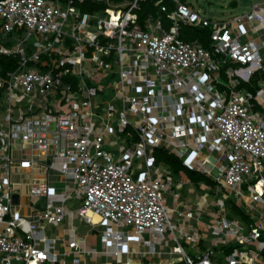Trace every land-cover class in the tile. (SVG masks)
Wrapping results in <instances>:
<instances>
[{
    "label": "built area",
    "instance_id": "obj_1",
    "mask_svg": "<svg viewBox=\"0 0 264 264\" xmlns=\"http://www.w3.org/2000/svg\"><path fill=\"white\" fill-rule=\"evenodd\" d=\"M83 1L0 0L2 30L27 29L0 45L19 59L0 74V264H124L164 252L163 264H264V83L255 92L243 85L262 82L264 0L228 20L187 0H170L172 9L155 0L163 16L142 20L144 0H90L91 12ZM184 25L210 27L208 44L184 39ZM114 56L118 78L105 98ZM156 149L208 175L219 196L169 205L172 167L156 162ZM231 199L242 209L233 219ZM203 216L214 218L212 246L192 255L181 239H207L192 224ZM76 217L104 225L101 249L78 233Z\"/></svg>",
    "mask_w": 264,
    "mask_h": 264
},
{
    "label": "rangeland",
    "instance_id": "obj_2",
    "mask_svg": "<svg viewBox=\"0 0 264 264\" xmlns=\"http://www.w3.org/2000/svg\"><path fill=\"white\" fill-rule=\"evenodd\" d=\"M62 1H66V0H62ZM196 10L200 11V13L204 16H207L213 20H218V19H224V20H228L230 17L235 16V15H239V14H244L250 11L251 9V4L250 5H241V0H187ZM253 2H256L258 0H252ZM67 4H64V6H66ZM84 10V9H83ZM87 12H91V10L87 9ZM140 12V11H139ZM159 15L163 16V12H158ZM142 20V19H141ZM93 25H96V19L93 18L92 20ZM2 24H3V20L0 18V45L1 44H5L7 46H12L14 44H16L18 42V35H26L27 34V29L26 28H22V29H18L15 28L13 31H4L2 30ZM35 35H32L29 37V40L27 41V51L28 54H30L32 52L33 49V42L35 41ZM247 37L243 36L242 40L246 41ZM92 48V47H91ZM262 54L264 55V51L262 52ZM58 56V55H56ZM115 56L112 58H108V62L112 63V68L113 69H108V73L107 76L104 78V84L107 85L109 88L112 87L113 85V81L116 80V78H118V73L116 72L117 70V64L115 62ZM31 65H34V62L30 63ZM225 68H223L222 71V77L221 79L224 80L225 78L228 79V76L224 70ZM115 70V71H114ZM103 71L98 72V76L101 77L103 75L102 73ZM115 72V74H113ZM2 74V73H0ZM101 79V78H100ZM258 76L255 75L251 81V83H247L244 82L243 85L245 87H247L250 91L255 92L256 89L261 86L264 83V72H263V76H262V82H258ZM98 87L101 89L103 87V85H101L99 82L97 83ZM218 85V84H217ZM222 87V86H220ZM102 90V89H101ZM104 90V89H103ZM112 91L113 88H111L107 93L104 94L105 98H111L112 97ZM1 107V106H0ZM120 136H118L119 134ZM114 138H117L118 140V145L120 143H122V140L124 138H126L127 131L125 132H118ZM117 144L111 146L108 142L105 143V147L108 149H111L113 151L117 150L118 147ZM155 160L157 163L161 162L164 160L165 163H168L166 161L165 156L162 154H160V152L156 151L155 153ZM169 165V164H168ZM143 168H146V166L144 165ZM200 175H198L195 178H193L190 174H188L186 171L181 170L179 172L175 171L172 169V175L174 177V185L173 188L165 193V196L167 197V203L171 206H176V204L174 203V193L177 192L176 195H181V198L184 197L185 198H189L190 200H195L197 198H201V194H208V199L210 201H212L213 199H216L217 196L216 192H214L215 190L210 186L211 184H213V180L208 177V175L202 174L199 172ZM182 183V185L180 186L179 184ZM63 183H57L56 185H62ZM193 188V191L191 192L189 189ZM246 189V186H245ZM247 191V189H246ZM224 191L220 192L221 195H223ZM233 199L228 200L227 204H228V211L225 212V215L230 218L233 219V213H235V211H231L232 206H233ZM75 202V206H79L80 202L78 200H74ZM211 208L217 212V217H221L223 214H220V208L217 205L212 204ZM219 213V214H218ZM177 215V213H176ZM235 216L238 217V214L235 213ZM175 222L180 223V221H178L175 217L174 219ZM214 223V218H209L206 216H203L202 220L197 222L196 220H194L192 222V224H196L198 227V230L200 231V233L202 235H207V239L206 240H202L198 242V246H193L187 242L184 241V239H181L182 243L184 244L185 249L188 251V253L194 255L195 252L199 251L200 249H203L204 246H212V232L211 229L208 227V223ZM66 221H64L62 223V226L66 225ZM75 225L78 226V233L84 236H89L90 241L92 246L97 247L98 249H101L102 246V231L104 229V225H93L91 223H87L84 220H81L79 217H76L75 221H74ZM168 239L170 240L169 244H173V234L172 233H168L167 234ZM145 237H149L148 234H145ZM264 237V236H263ZM255 243H252L251 246H255ZM170 245H168L166 247V249H170ZM161 246H158V249H160ZM146 249H148V246H146ZM222 249L221 246H217L216 250L220 251ZM229 251V250H228ZM73 255L68 256V258H70L69 260H71ZM142 259V264H163L162 259H167L169 257H171V255L169 253L164 252L161 256L159 254L155 255L154 258L151 260V258L148 257H142L140 256ZM89 259L87 260V258H84L81 262V264H104L106 263L107 259L110 258H103V259H99V260H91L90 257H88ZM127 256H124V259L126 260ZM223 257H221L222 259ZM113 260V259H112ZM223 260V259H222ZM135 262V261H134ZM162 262V263H161ZM113 264H120L119 262L113 260ZM126 264V263H124ZM175 264H184L183 262H177Z\"/></svg>",
    "mask_w": 264,
    "mask_h": 264
},
{
    "label": "trees",
    "instance_id": "obj_3",
    "mask_svg": "<svg viewBox=\"0 0 264 264\" xmlns=\"http://www.w3.org/2000/svg\"><path fill=\"white\" fill-rule=\"evenodd\" d=\"M154 1L155 0H144L142 2L141 11L139 12L141 19L148 12H153L155 15H159L158 8H156V6H154L153 4ZM166 2L169 4L171 9L174 8V3H171L170 0H166ZM79 4L81 8L84 10L94 9V3H92V1L90 0L83 1ZM210 32H211L210 27L184 25L182 26L181 36L186 40L199 38L207 45L210 39ZM18 64H19L18 57L9 56V55L0 53V73L5 74L8 70H14L18 67ZM156 151L160 152L161 155L163 154L165 156L166 161L172 167L173 170L177 172L184 170L195 179L198 175H200L199 171L190 169L189 167L184 165L182 160L175 154L169 153L168 151L163 150V149H156ZM235 205L236 204L233 203L232 208H235ZM237 210L242 212V209L238 207H237Z\"/></svg>",
    "mask_w": 264,
    "mask_h": 264
},
{
    "label": "crops",
    "instance_id": "obj_4",
    "mask_svg": "<svg viewBox=\"0 0 264 264\" xmlns=\"http://www.w3.org/2000/svg\"><path fill=\"white\" fill-rule=\"evenodd\" d=\"M242 5V4H241ZM180 186L182 185V183H180L179 184ZM191 192L193 191V188H190L189 189ZM215 192V191H214ZM177 194V192H175L174 193V203L176 204L177 202H182V204L183 205H181L180 207V209H184L185 208V206L186 205H188V206H192V207H195L196 206V203H199V202H201V199H202V197L203 196H205V195H208V194H201L202 196H201V198H197V199H195V200H190L189 198H185L184 199V197H182L181 198V195H176ZM207 198H208V196H206ZM203 204V203H202ZM237 207H238V205H236L235 206V208H232L231 209V211L233 210V211H235V213H237L238 214V216L239 215H241L240 214V211H238L237 210ZM235 213H233V217H236L235 216ZM82 220V219H81ZM196 228L198 229V227H197V225H196ZM207 236V235H206ZM214 236V235H213ZM202 240H206V239H203V238H200V241H202ZM198 242L199 241H195L193 244H191V245H193V246H198ZM190 244V243H189ZM184 245V244H183ZM96 260H99V259H96ZM142 259H141V257L140 256H135L130 262H137L136 264H140V261H141ZM129 262V263H130Z\"/></svg>",
    "mask_w": 264,
    "mask_h": 264
},
{
    "label": "water",
    "instance_id": "obj_5",
    "mask_svg": "<svg viewBox=\"0 0 264 264\" xmlns=\"http://www.w3.org/2000/svg\"><path fill=\"white\" fill-rule=\"evenodd\" d=\"M250 2H251V0H241V4H242V5H249ZM213 172H214L215 174H218V173H219V170H218V169H214Z\"/></svg>",
    "mask_w": 264,
    "mask_h": 264
},
{
    "label": "bare ground",
    "instance_id": "obj_6",
    "mask_svg": "<svg viewBox=\"0 0 264 264\" xmlns=\"http://www.w3.org/2000/svg\"><path fill=\"white\" fill-rule=\"evenodd\" d=\"M100 219V217L98 216V215H96V214H93V220H95V221H97V220H99ZM137 262H130V263H126V264H136Z\"/></svg>",
    "mask_w": 264,
    "mask_h": 264
},
{
    "label": "clouds",
    "instance_id": "obj_7",
    "mask_svg": "<svg viewBox=\"0 0 264 264\" xmlns=\"http://www.w3.org/2000/svg\"><path fill=\"white\" fill-rule=\"evenodd\" d=\"M251 1H252V0H251ZM250 4H251V2H250ZM250 4H249V5H250Z\"/></svg>",
    "mask_w": 264,
    "mask_h": 264
}]
</instances>
